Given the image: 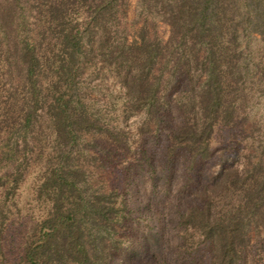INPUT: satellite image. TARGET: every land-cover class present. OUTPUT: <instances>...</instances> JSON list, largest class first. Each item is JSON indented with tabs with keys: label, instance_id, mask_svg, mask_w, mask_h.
<instances>
[{
	"label": "trees",
	"instance_id": "obj_1",
	"mask_svg": "<svg viewBox=\"0 0 264 264\" xmlns=\"http://www.w3.org/2000/svg\"><path fill=\"white\" fill-rule=\"evenodd\" d=\"M129 3L0 0V193L36 166L46 208L18 264H133L130 204L103 184L108 165L132 149L150 165L133 146L166 128L165 162L181 152L193 169L237 125L250 147L179 209L177 248L245 264L264 251V117H248L264 104V0H136L128 21Z\"/></svg>",
	"mask_w": 264,
	"mask_h": 264
},
{
	"label": "rangeland",
	"instance_id": "obj_2",
	"mask_svg": "<svg viewBox=\"0 0 264 264\" xmlns=\"http://www.w3.org/2000/svg\"><path fill=\"white\" fill-rule=\"evenodd\" d=\"M136 10V0H130L128 21L134 19ZM157 30L162 38L167 37L163 23L158 22ZM172 117L173 121L177 120L175 114ZM248 117L250 121L264 117L263 101L252 107ZM166 133L165 128L155 135H146L133 146L134 149L140 144L146 147L152 156L151 166L136 162L139 157L136 150L132 149L128 156L121 153L102 174L103 184L124 193L130 204L128 227L122 232L130 238L127 252L133 264H156L161 259L165 264H191V259H194L192 264H206L204 247L188 252L177 248L179 209L192 201L203 186L213 183L225 167L240 161L242 153L250 147V131L240 125L217 129L211 141L210 157L199 161L193 169H189L181 152L173 161L165 162ZM37 173V167L32 166L13 197L0 193V205L7 216L0 264H18L27 229L45 214V202L34 199ZM254 250L245 264H264V251Z\"/></svg>",
	"mask_w": 264,
	"mask_h": 264
}]
</instances>
